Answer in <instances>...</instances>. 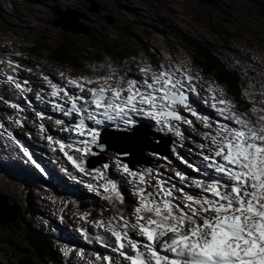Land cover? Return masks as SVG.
<instances>
[{
	"label": "snow or ice",
	"instance_id": "1",
	"mask_svg": "<svg viewBox=\"0 0 264 264\" xmlns=\"http://www.w3.org/2000/svg\"><path fill=\"white\" fill-rule=\"evenodd\" d=\"M102 67L109 72L67 77L60 73L74 92L40 73L50 89L47 95L51 99L47 102L65 117L75 115L74 122L68 125L56 120L57 125H64L61 130L70 134L67 143L53 141L51 136L48 140L59 145L79 173L96 182L87 184L89 190L102 195L113 206L112 215L105 218L101 210L100 218L90 223L97 230L95 241L116 255L97 252L95 260L88 264H264V85L259 93L244 90L242 99L246 106H238L211 83L203 90L198 88L194 81L199 77L183 64L174 69L145 64L138 69L142 74L139 78L127 73L117 75L110 64ZM20 68L18 62L8 60L7 69L0 70V75L6 76V82L26 99L25 94L32 91L29 81L21 82L8 71L18 73ZM201 91L203 103L217 119L194 107L190 95L200 96ZM42 93L43 88L36 93V99L44 102ZM4 102L20 109L19 103ZM182 111L196 117L205 129L200 133L205 142L198 145L201 166L188 165L198 176L190 180L187 174L176 171L178 186L159 169L133 170L121 163L118 156L117 171L128 178L135 197L134 206L126 215L125 210L117 207L124 203L125 196L119 182L107 174L110 165L105 163L90 171L86 168L87 157L96 154L94 148L105 147L99 142L98 126L106 122L117 127L133 125L135 115L151 119L159 131L183 138L180 124L193 127V121ZM36 116L43 119L44 114L36 112ZM9 120L23 126L21 119ZM39 128L44 131V124ZM0 129L15 139L3 122ZM20 148L39 168L28 149L22 144ZM70 151L79 155L69 154ZM89 215L82 213L81 218L87 222ZM80 231L87 239L88 230L81 227ZM62 251L68 256L72 249ZM76 255L83 258L84 250Z\"/></svg>",
	"mask_w": 264,
	"mask_h": 264
},
{
	"label": "rangeland",
	"instance_id": "2",
	"mask_svg": "<svg viewBox=\"0 0 264 264\" xmlns=\"http://www.w3.org/2000/svg\"><path fill=\"white\" fill-rule=\"evenodd\" d=\"M94 1L98 5V10L92 9L93 4L91 0H0V38L7 37V35L10 36L9 38H4V41L12 40L13 43L18 44L23 50L26 49L33 56L30 58L33 61L38 56L35 55V47L33 45L29 47V42L32 39L28 35L39 36L46 32L45 36L47 38L42 41L50 43L57 41L62 33L74 31V28L68 29V27H65L64 29L62 26L53 25L54 21L56 22L55 19L60 17L57 14V10L60 9L59 6L61 4L66 5L67 3L70 7L76 6L72 8L81 11L79 15L80 23L90 28L89 33L86 30L87 27L85 29H78L76 34L70 35L72 36L71 40L81 43L80 47H77L79 53L86 54L87 51H91L89 55H100L102 57L100 63L95 61V64L99 65L101 69L99 75L107 74V67L102 66L110 64L112 67H115V61L108 55H105L103 47L98 44H91L94 38L90 34L99 39L108 36L112 38L119 29V27L115 26L116 22L113 25L108 22V18H112V16H116L118 19L132 24L133 28L131 32L133 36L127 42L130 45L133 43L131 47L134 52L142 53V47L147 46L149 50L156 49L161 52L186 55L192 58L190 56L192 48L182 43L180 37L183 35L192 37L194 34L196 35L194 38L208 44L211 50L221 52L222 57L229 54L227 48L231 46L241 48L243 51H247L250 48L257 49L263 59L252 57L253 64L248 59L246 63L251 64L248 66V71L255 70L259 75H264V17L260 16L247 0H218L222 3V6L217 10L198 4L197 0H161L159 2L155 0H130L131 3L135 4H131L129 0ZM100 4L102 5L101 7ZM66 8L67 6H65ZM169 9L174 10L170 11ZM43 20H48L49 24L44 23ZM120 24L122 25V23ZM64 26L66 25L64 24ZM160 30H166L167 34L161 33ZM214 30L217 32H214ZM228 33H234L235 35L228 36ZM126 34L125 32H121L120 38L124 39ZM84 43L87 45L84 46ZM134 52L130 53V55H135L136 53L134 54ZM121 53L125 54V52ZM44 55L51 58L47 52ZM104 55L105 57H103ZM41 61L43 62V69H46V65L51 64L44 59H41ZM246 63L245 65H247ZM237 64L238 62H233V65ZM83 65H85V61L79 60V64H76L71 69L79 75ZM89 71H92V69ZM128 74H133V72L128 71ZM2 112L0 122H3L4 125L10 124L14 126L15 124L9 120V117L13 119L18 118L15 114V109L8 106ZM38 121L40 123H33L32 125L40 130L39 125L42 122L41 120ZM55 129L56 132L62 131L60 127H56ZM42 132L45 133L48 130L45 128ZM4 138L5 147L10 149L12 139H9V137ZM49 146L59 150V145L52 141H49ZM60 153L62 152L60 151ZM62 155L64 154L62 153ZM58 158L62 160L61 156H58ZM63 162L65 165L70 166V163ZM56 167L62 169L61 166L56 165ZM0 172L3 173L1 170ZM20 187L24 186L17 179L0 175V191L6 195L4 196L6 203L11 208L16 204L15 206L18 208L17 212L25 218L28 227L38 232L49 233L53 241L52 247L54 249L59 248L62 251L65 242L61 227L40 206L41 203L36 198L39 197L40 191L44 189L50 190L58 196H62V193L48 187L43 188L33 185L32 188L28 189L31 197H22ZM124 196L127 198V192H125ZM48 200L59 207L63 206L60 201L50 197ZM4 215L5 211L0 209V217ZM12 224L7 223L3 225L0 223V259H4L5 264L14 260L16 255L8 250L7 254L4 253V245H8L10 241L4 238L7 234L2 231L5 230L8 233H12V247L15 248V246L21 245V242H23V227L19 224ZM9 225L12 226L9 227ZM41 248L44 249V247ZM74 263L78 264V262Z\"/></svg>",
	"mask_w": 264,
	"mask_h": 264
},
{
	"label": "trees",
	"instance_id": "3",
	"mask_svg": "<svg viewBox=\"0 0 264 264\" xmlns=\"http://www.w3.org/2000/svg\"><path fill=\"white\" fill-rule=\"evenodd\" d=\"M257 11L264 16V3L261 2L260 4L255 6ZM1 9V8H0ZM133 26L131 24H126V26L121 28L122 32L128 34V38L124 37L121 39L120 36H116L110 38L109 36L103 39H99L95 37L93 34H90L94 41L91 42L92 45H99L103 47L105 55L114 56V57H121L123 55H129L133 53L134 50L131 47L133 44H129L127 41L130 40V37L133 36L131 30ZM216 31V30H215ZM70 33H62L60 38L55 42L48 43L47 41H42L44 39V34L39 36H34L33 41H31L35 47L34 51L36 52L35 55L39 56L38 54L46 53L53 60L61 61L62 63H66L67 65H72L73 67L76 64H79V60L81 59H89L92 55H84L79 53L77 47L79 48L81 43L74 42L71 40L72 36ZM234 33H228V36H234ZM37 38V39H36ZM185 41L187 45L192 48V58L194 62L199 65L204 71L208 72L209 75L216 74L219 75L218 78L221 82L225 84L228 88L229 93H231L236 99H240L241 94L240 92L243 90V87L246 85V80L239 74L238 68L236 65H233V62H226L222 61L221 52L215 54L213 50L209 48V45L199 41V39L193 40L191 38L185 37ZM87 44L84 43V46ZM143 50H148V47L145 46ZM121 52H125L122 54ZM38 53V54H37ZM80 55V56H79ZM104 55V56H105ZM97 55L96 57H98ZM248 83V82H247ZM35 179H32L34 182ZM13 224H20L23 227L24 231V241L26 242L20 248L11 249L10 243L8 245H4V253L7 254V250L12 252L14 255V260L8 262V264H33V257L38 256V259L43 258L45 262H47V258H45L43 253L48 254L45 251L46 247H52L51 241L44 235L34 232L28 224L24 217L20 216L19 220L14 222ZM43 245H41V244ZM44 247L41 248V247ZM28 251V252H27ZM6 262L4 259H0V264H5ZM55 264H62L61 262H57Z\"/></svg>",
	"mask_w": 264,
	"mask_h": 264
},
{
	"label": "bare ground",
	"instance_id": "4",
	"mask_svg": "<svg viewBox=\"0 0 264 264\" xmlns=\"http://www.w3.org/2000/svg\"><path fill=\"white\" fill-rule=\"evenodd\" d=\"M241 49V48H240ZM15 114H16V116L19 118V119H21L22 121H24L26 118H25V115H24V113L20 110V109H18V110H16L15 109ZM5 127H12L10 124L9 125H5ZM19 146L22 144V145H24V142H25V136L24 135H21L20 136V139H19ZM17 151H19V154H22V150L20 149V148H18L17 147ZM34 155H35V161H36V163L37 164H39L40 165V168H41V170H42V172H41V178H45V177H48L49 179H50V181L51 182H53V178L55 177V178H57L56 177V175H60L61 176V182L65 179V174L64 173H62L63 172V168L62 169H58V167H56V165H58V166H61L60 164H58V163H56V162H54V161H52L51 159H49L48 157H47V155L46 154H44L43 152H37V151H34ZM23 156H24V153H23ZM25 162H26V160H25ZM179 162H181L180 160H179ZM182 163V162H181ZM183 164V166L185 167V168H187L185 165H184V163H182ZM62 167V166H61ZM72 170V168L70 169V171ZM21 171H23V172H25L26 173V176L31 180V182L32 183H35L38 187H43V185L41 184V181H39L38 180V177L36 176V174L34 173V171L33 170H31V171H26V170H24V167L23 168H21ZM3 173L5 174V175H8V176H10V177H12V178H15V177H13L11 174H9V173H6V172H4L3 171ZM32 179H35L34 180V182L32 181ZM57 184H58V186H59V193L61 192L62 194L61 195H63L64 194V189H63V187L61 186V184H60V182L58 181V179H57ZM43 188H45V187H43ZM125 190H123V193L125 194ZM86 201H88V199H86ZM17 207L15 206V210H13V211H11V212H9L8 214H7V216L6 217H0V223L1 224H3V225H5V224H7V223H14V222H16V221H18V219H19V217H20V214L17 212ZM50 223V222H49ZM43 227H44V225H43ZM56 227V226H55ZM57 228V227H56ZM58 229V228H57ZM34 232H36V233H39V234H44V235H46V237L51 241V243H53V241H52V237L49 235V233H45V232H38V231H36V230H33ZM4 238H6V237H4ZM28 252V251H27Z\"/></svg>",
	"mask_w": 264,
	"mask_h": 264
},
{
	"label": "water",
	"instance_id": "5",
	"mask_svg": "<svg viewBox=\"0 0 264 264\" xmlns=\"http://www.w3.org/2000/svg\"><path fill=\"white\" fill-rule=\"evenodd\" d=\"M92 9H96L98 10V5L94 4L93 3V8ZM57 14L60 15V17L58 19H56V22H55V25L56 26H62L64 29L65 27H68V29L70 28H74V32L78 31V29H82L80 26H79V23H78V13L77 12H62V11H57ZM113 19H111L112 21ZM64 24L66 26H64ZM73 26V27H72ZM67 31V30H66ZM214 78H220L219 75H216L214 74ZM242 92V91H241ZM0 209L1 210H8V209H12V210H15V207L11 208L7 203H6V200L3 199L1 202H0Z\"/></svg>",
	"mask_w": 264,
	"mask_h": 264
}]
</instances>
